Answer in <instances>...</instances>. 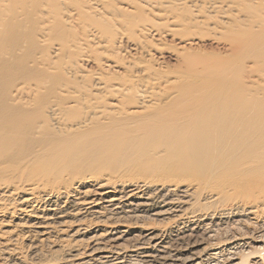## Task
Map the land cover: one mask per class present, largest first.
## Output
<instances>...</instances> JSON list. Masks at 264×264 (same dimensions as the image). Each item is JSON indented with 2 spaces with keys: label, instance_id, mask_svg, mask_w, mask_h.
Here are the masks:
<instances>
[{
  "label": "bare ground",
  "instance_id": "obj_1",
  "mask_svg": "<svg viewBox=\"0 0 264 264\" xmlns=\"http://www.w3.org/2000/svg\"><path fill=\"white\" fill-rule=\"evenodd\" d=\"M262 239L264 0H0L4 264H247Z\"/></svg>",
  "mask_w": 264,
  "mask_h": 264
},
{
  "label": "rangeland",
  "instance_id": "obj_2",
  "mask_svg": "<svg viewBox=\"0 0 264 264\" xmlns=\"http://www.w3.org/2000/svg\"><path fill=\"white\" fill-rule=\"evenodd\" d=\"M249 218H250V220L252 219V222H256V220L259 221L258 218H257V217H254V216H253V217L250 216ZM253 220H254V221H253ZM262 222H263V221H262ZM251 237L254 238V235H252ZM263 240H264V239H262L261 243H258L259 245L256 244V245L258 246L257 249H259V250H260V248H261V250L264 249V242H263ZM254 245H255V244H254ZM254 245H251L250 247H248L247 251H248V252H251V254H252V253H256V255H257V253H258L257 256H259V257H257L256 259H252V260L249 261L247 264H255V263H256V264H264V255H261V254H264V252H262L261 250H260V251H261L262 253H261L260 251L258 252V250L256 249L257 246H256V245L254 246ZM252 246H253L254 248H253ZM249 249H250V250H249ZM251 249H252V250H251ZM253 250H254L255 252H254ZM256 251H257V252H256ZM258 258H259V259H258ZM259 262H260V263H259ZM0 264H4V263L2 262L1 259H0Z\"/></svg>",
  "mask_w": 264,
  "mask_h": 264
}]
</instances>
